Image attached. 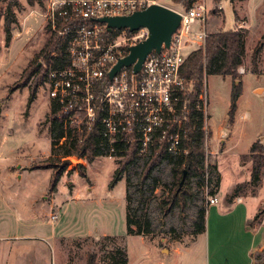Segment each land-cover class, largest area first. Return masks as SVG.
<instances>
[{
  "label": "rangeland",
  "instance_id": "rangeland-1",
  "mask_svg": "<svg viewBox=\"0 0 264 264\" xmlns=\"http://www.w3.org/2000/svg\"><path fill=\"white\" fill-rule=\"evenodd\" d=\"M7 1L0 0L3 13ZM18 1L19 5L13 6L17 22L12 24L10 42L6 39L4 16L0 19V264H88L91 253H96L97 264H112L111 256L117 247L126 248L131 264H207V240L193 242L198 236L194 233L197 210L205 206L208 195L193 180L195 197L186 209L164 213L163 199L173 185L170 166L163 164L154 171L158 186L153 190V179L144 185L139 182L140 162L139 168L129 166L122 171L121 180L113 185L123 156L104 155L92 162L73 158L83 166L70 164L55 192L50 190L49 169L53 168L40 164L51 157L52 101L44 84L36 85V72L30 75L49 34L45 17L48 0ZM219 1L207 0L211 9ZM180 2L155 3L182 10ZM262 4L251 0L249 7L255 11ZM224 5V30L232 31L236 26L233 6L230 0H224ZM216 10L219 11L218 6ZM251 19L255 20L254 14ZM263 24L264 13L258 18L257 32L248 41L245 62L238 70L243 93L234 118L229 113L232 77L208 74L206 78L209 104L204 127L205 151L207 161L217 166L221 176V195L233 183L251 178V169L244 167L250 161L243 164L241 155L248 153L255 141L264 143V92L260 88L254 92L256 86L264 85ZM216 31L219 29L210 33ZM255 48L260 49L257 71L251 64ZM219 132L222 135L217 138ZM18 157L23 159L15 161ZM128 177L140 219L144 221L145 214L150 219L149 232L126 234ZM263 181L257 199H252V187L242 193L247 197L250 212L257 200L264 199ZM92 227L106 228L112 236L104 238L84 232ZM54 228L61 229L59 235L49 240L42 238L52 234ZM73 232L83 233L75 236ZM231 235L232 240L226 243L222 236L220 247L243 253L248 235L237 230ZM213 240L212 234V245ZM257 253L260 258L255 257V264H264V250Z\"/></svg>",
  "mask_w": 264,
  "mask_h": 264
},
{
  "label": "built area",
  "instance_id": "built-area-1",
  "mask_svg": "<svg viewBox=\"0 0 264 264\" xmlns=\"http://www.w3.org/2000/svg\"><path fill=\"white\" fill-rule=\"evenodd\" d=\"M155 2L48 0L47 26L51 34L62 38L64 53H51L56 64L49 67L43 84L49 99L61 103L62 113L70 115L79 135L85 129L91 130L101 116V130L110 143H140L147 147L153 132L165 124L178 125L169 137V150L176 151L181 143L182 121L191 107L187 101H180V92L186 95L194 91L192 82L181 71L191 52L204 47L210 35L208 15L212 9L207 0H195L189 8L178 10L181 21L170 46L163 44L160 52L149 53L138 73L132 66L123 67L111 80L108 74L113 65L129 53L130 45L146 38L148 30L129 34L124 29L106 36V24L97 21L106 15H128ZM208 102L205 81L195 103V109L204 113L205 122ZM166 134L163 130L162 139ZM218 201L217 195L210 196L208 206Z\"/></svg>",
  "mask_w": 264,
  "mask_h": 264
},
{
  "label": "trees",
  "instance_id": "trees-1",
  "mask_svg": "<svg viewBox=\"0 0 264 264\" xmlns=\"http://www.w3.org/2000/svg\"><path fill=\"white\" fill-rule=\"evenodd\" d=\"M179 3L183 8H189L195 0H180ZM7 8L3 13L0 10V19L4 16L5 32L7 42L12 38V24L17 22L13 6L19 5L18 0L7 1ZM49 34L47 40L39 52L40 60L35 69L30 71V75H38L36 85H41L46 79L47 72L50 66H55L56 60L51 57V53L55 50L64 53V43L62 38L50 33L48 26L46 27ZM122 30L114 29L112 32L106 30V36H113L120 33ZM129 34L130 32L127 29ZM247 31L244 28H238L233 31L219 30L210 33L206 45L196 49L186 59L182 67V75L193 84V92L184 94L180 92L181 102L187 101L191 107V111L183 119L181 125L182 141L176 151L169 150V137L177 130L178 125L165 124L162 128L156 129L152 134V140L147 147L140 143H110L107 137L102 132L101 116L95 122L91 130H83L81 135L75 132L71 123L70 115L62 113V104L52 100L51 120L53 130L51 131V157L40 166H48L53 168V175L50 183V190L55 191L57 183L63 172L69 167L64 166L61 170H57L59 164L65 158H86L89 162L94 161L96 157L123 156L117 173L113 180V185L121 180L120 173L130 167H138V162L141 163L139 173V182L144 185L152 181V189L158 186L157 177L154 176L161 165L170 166L173 177V185L163 199L162 211L166 214L172 212L176 208L184 211L188 202L195 197L192 182L197 180V184L202 186L208 195L205 200V206L199 208L196 214L194 233L199 235L206 231V219L208 210V199L210 196L216 195L220 190L221 176L217 172V166L209 163L205 151V121L204 113L201 110L195 109V103L199 93L204 87L208 74H217L222 76H231L233 79L231 91V106L230 116L234 118L237 104L240 96L243 93L242 80L239 75V68L245 62L246 47L245 38ZM260 57V49L255 48L251 55L252 68L257 71L258 60ZM103 81H107L103 79ZM99 83L97 93H100L101 88ZM34 94L32 95V98ZM56 129L58 131L56 132ZM163 130H167L166 137L162 139ZM242 163L252 162L251 178L249 181H243L231 185L223 196L225 205L231 206L234 200L242 196V193L249 187H252V195L257 194V190L261 185L264 177V144L261 140L255 141L248 153L242 154ZM78 165L83 166L81 163ZM186 171V173L184 172ZM86 176V173H83ZM112 185V186H113ZM131 181L127 179V195H126V218H127V235L142 234L149 232L150 219L138 213L134 207L133 195L130 192ZM264 220V206L257 212L253 219L248 221L249 228L260 224ZM110 236H104L109 238ZM264 250V249H263ZM262 250V251H263ZM260 251V252H262ZM112 264H128V252L126 248L117 247L113 253ZM260 258L259 253L255 255ZM96 253L89 254L88 264H97Z\"/></svg>",
  "mask_w": 264,
  "mask_h": 264
},
{
  "label": "crops",
  "instance_id": "crops-1",
  "mask_svg": "<svg viewBox=\"0 0 264 264\" xmlns=\"http://www.w3.org/2000/svg\"><path fill=\"white\" fill-rule=\"evenodd\" d=\"M230 1L233 6V14L236 21V26L234 30L238 28H244L247 31L245 38V47L247 50L248 41L253 40V36L257 32L258 27L256 26L258 24V18L259 16L262 15V13H264V0H255V2L261 1V3H263L262 5H259L261 9L260 7L257 8L256 6L255 11L253 9L251 10V8L249 7L251 0H230ZM219 5H222L223 8L221 9L219 8L218 11L216 9L217 6ZM179 7L183 8L181 5ZM224 9H225L224 0H221L217 2L215 8H213L209 12L208 29L210 32L211 30H216V29L220 30V28L221 30H224V20H225ZM219 14H221L222 16H219ZM252 14H254L255 17L254 21H252L251 19ZM259 88L262 89L264 92V85L256 86L254 92H256ZM221 135L222 133L219 132L217 138ZM220 139L224 141L223 138ZM210 153L212 154V152ZM36 156L31 158H35ZM19 159H23V158L18 157L17 159H15V161ZM244 167L247 169H251L252 171V162L247 163L246 165H244ZM49 170L51 171V175H53V170L52 169ZM249 180L250 178H248V180L245 181H249ZM236 183H240V182H235L233 184ZM225 194L221 195L219 191V193L217 194L219 199L218 203L210 205L208 207L207 219H206V231L199 234L193 243L198 242L200 238L207 240V245H208L207 264H255L256 253L264 249V220L260 224L255 225L253 228H249L248 221L253 219L254 216L257 214V212L261 209V207L264 204V199L257 200V202L254 204V209L252 210V212H250V208L248 206V201L246 196L237 197L231 206H227L223 201V196ZM257 196L258 193L256 195H252V199H257ZM73 198L77 200L76 195L73 196ZM59 229L60 228L58 229L54 228L52 230V234L50 233V235L42 236V238L46 240L55 238L57 235H59L58 233ZM236 230L246 233L249 237L248 238L249 242L246 243V246L244 248L245 250L243 251V253H234L232 250L227 251V250H223L220 247L222 244V236L225 237L226 239L225 243H226L230 238L232 240L233 237L231 234L234 233ZM84 232H87L88 235L90 236H92L91 235L92 233L95 234L96 236H103V237L112 236L111 232L106 230V228L92 227ZM81 233L83 232H73V235L76 236ZM123 234L124 233H122V235ZM212 234L214 235L213 245L211 244ZM218 237L220 240L218 239ZM129 264H131V259L129 260Z\"/></svg>",
  "mask_w": 264,
  "mask_h": 264
},
{
  "label": "water",
  "instance_id": "water-1",
  "mask_svg": "<svg viewBox=\"0 0 264 264\" xmlns=\"http://www.w3.org/2000/svg\"><path fill=\"white\" fill-rule=\"evenodd\" d=\"M97 21L105 23L108 31L114 29H128L130 32L138 31L142 28L148 30L146 38L130 45L129 53L113 65L109 71V79L121 71L123 67H131L135 73H138L149 53L153 50L161 51L163 44L170 46L172 36L180 25L181 13L160 3H152L145 9L134 11L128 15H106L97 18ZM78 162L72 158H65L58 166V171L66 165ZM186 173V171H184Z\"/></svg>",
  "mask_w": 264,
  "mask_h": 264
}]
</instances>
